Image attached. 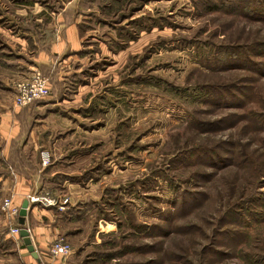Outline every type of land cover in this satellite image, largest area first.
I'll use <instances>...</instances> for the list:
<instances>
[{
	"label": "rangeland",
	"instance_id": "1",
	"mask_svg": "<svg viewBox=\"0 0 264 264\" xmlns=\"http://www.w3.org/2000/svg\"><path fill=\"white\" fill-rule=\"evenodd\" d=\"M98 4L84 18L83 73L68 83L89 90L67 135L93 187L81 207L57 209L75 223L74 261L264 264V14L248 10L264 0ZM59 5L0 0V102L16 75L3 29ZM219 90L235 99L213 102Z\"/></svg>",
	"mask_w": 264,
	"mask_h": 264
},
{
	"label": "crops",
	"instance_id": "2",
	"mask_svg": "<svg viewBox=\"0 0 264 264\" xmlns=\"http://www.w3.org/2000/svg\"><path fill=\"white\" fill-rule=\"evenodd\" d=\"M57 1L61 3L59 8L34 11L33 24L20 25L16 33L10 34L3 29L10 37V47L14 52L9 56L4 54L6 58L2 61L6 67L16 69L15 78L6 84L16 85L33 69H39L49 79L51 94L45 102L31 106L15 105L13 92H10L11 95L3 94L8 101L0 102V157L5 166V171L0 173V195H12L14 203L20 207L24 200H30L27 227L40 258L38 261L31 255L19 233L11 232L13 221L2 211L1 199L0 264H78L73 254L63 259L53 257L49 252L51 243L68 230L66 224H75L73 220L66 212L30 199L32 195L45 193L57 198L69 196L72 206L79 204L76 207H81L90 200L87 198L89 193L83 194L84 190L93 188L82 177L83 172L91 169H85L84 164L78 168L75 165L84 156L78 154L81 147L78 148L76 140L67 135L71 133L72 136L76 130L75 115L85 108L89 90L84 89L83 84L77 89H70L68 83L81 75V66L86 59L84 18L95 5H99V0ZM85 1L87 6L83 4ZM44 17L48 19L45 24ZM57 117L66 125L57 126L53 121ZM26 146L29 151H26ZM42 152L50 154L51 164H41ZM15 224L19 226L18 220ZM65 234L66 239L74 243L75 232Z\"/></svg>",
	"mask_w": 264,
	"mask_h": 264
},
{
	"label": "built area",
	"instance_id": "3",
	"mask_svg": "<svg viewBox=\"0 0 264 264\" xmlns=\"http://www.w3.org/2000/svg\"><path fill=\"white\" fill-rule=\"evenodd\" d=\"M51 94V85L48 77L39 69H33L31 74L16 83L14 103L17 106L24 107L31 105L36 101L43 100ZM42 164L47 165L50 160V154L47 152L41 153ZM30 199L34 202H39L45 206L55 207L58 210H65L69 208L71 200L68 196H61L59 198L51 196L49 193L44 195H32ZM2 211L10 217L13 221L11 232L13 234L20 233L21 227L15 224L18 220L21 207L14 203L13 196H6L2 200ZM73 246L62 235L58 236L50 245L49 252L53 257H61L63 259L69 257L73 253ZM9 264H26V263H9Z\"/></svg>",
	"mask_w": 264,
	"mask_h": 264
},
{
	"label": "water",
	"instance_id": "4",
	"mask_svg": "<svg viewBox=\"0 0 264 264\" xmlns=\"http://www.w3.org/2000/svg\"><path fill=\"white\" fill-rule=\"evenodd\" d=\"M29 203H30V200L26 199L23 201V203L21 205V209H20L19 216H18V223L21 226L19 234H20L24 244L26 245L28 251L31 253V255L35 259L40 261L39 253H38V251L34 245L30 230L27 227V216H28V210H29Z\"/></svg>",
	"mask_w": 264,
	"mask_h": 264
},
{
	"label": "trees",
	"instance_id": "5",
	"mask_svg": "<svg viewBox=\"0 0 264 264\" xmlns=\"http://www.w3.org/2000/svg\"><path fill=\"white\" fill-rule=\"evenodd\" d=\"M248 10L252 11L253 14H259V15L264 14V10H261L259 8H253V9H248ZM222 54H224V53H221V55ZM237 56H238L237 53L233 54V57H237ZM235 95H236V93L233 92V90H232V92H231V90L230 91L219 90V91H215V93L212 94V96L214 97L212 99H213V102H214V100L219 102V101H224L226 99V97H228V98L232 97V101H233L235 99V97H234ZM241 103H243V102L241 101ZM262 122H264V119H263V121L258 119L254 124H259V123L262 124ZM22 242H23V240H22Z\"/></svg>",
	"mask_w": 264,
	"mask_h": 264
}]
</instances>
